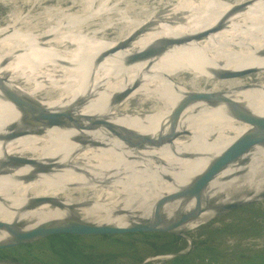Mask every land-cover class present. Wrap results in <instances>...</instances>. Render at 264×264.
Segmentation results:
<instances>
[{"label":"bare ground","instance_id":"6f19581e","mask_svg":"<svg viewBox=\"0 0 264 264\" xmlns=\"http://www.w3.org/2000/svg\"><path fill=\"white\" fill-rule=\"evenodd\" d=\"M62 1L84 12L0 26V246L182 221L190 245L187 231L264 199V0H175L162 22L128 18L131 0ZM101 13L110 36L92 27Z\"/></svg>","mask_w":264,"mask_h":264},{"label":"rangeland","instance_id":"374dc122","mask_svg":"<svg viewBox=\"0 0 264 264\" xmlns=\"http://www.w3.org/2000/svg\"><path fill=\"white\" fill-rule=\"evenodd\" d=\"M127 1L110 0L108 3L123 10L124 5L129 4ZM174 2L131 0L130 10L125 14L128 18L137 19L139 10L148 13L156 9L158 12L152 17L162 22V14L169 13ZM68 7V1L0 0V26L13 18L29 23L41 19L45 25L51 24L54 14L45 12L46 9L73 14L84 12ZM95 17L92 27L107 26L106 36L114 33L113 27H108L111 21L109 23L107 20L106 13ZM12 55L6 56L5 60ZM6 71L5 66H0V73ZM129 218L130 215L125 212L106 217L113 222ZM184 223L182 221L176 228L169 225L153 226L172 228L175 232L143 228L122 233H67L57 236L49 233L31 241L0 247V264H264V199L230 207L187 231L192 238L190 245L178 232ZM161 254L170 256L147 260Z\"/></svg>","mask_w":264,"mask_h":264},{"label":"water","instance_id":"95a60500","mask_svg":"<svg viewBox=\"0 0 264 264\" xmlns=\"http://www.w3.org/2000/svg\"><path fill=\"white\" fill-rule=\"evenodd\" d=\"M160 48H163V46H156L151 49H147L144 51V53H149L154 50H159ZM39 112H34L36 114ZM261 123H264V121H261ZM250 140V139H246ZM228 159V151H225L221 153L215 162H225ZM143 228H149L153 229L149 226L142 227V226H130V227H119V226H98V225H79V226H57V227H52L47 230V232L44 234H49V233H122V232H127V231H133V230H140ZM2 247V246H0ZM147 259V258H146Z\"/></svg>","mask_w":264,"mask_h":264},{"label":"trees","instance_id":"16d2710c","mask_svg":"<svg viewBox=\"0 0 264 264\" xmlns=\"http://www.w3.org/2000/svg\"><path fill=\"white\" fill-rule=\"evenodd\" d=\"M61 234H65V235H67V233H51V234H49V235H61Z\"/></svg>","mask_w":264,"mask_h":264}]
</instances>
